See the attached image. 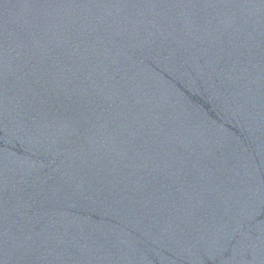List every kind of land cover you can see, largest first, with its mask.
Returning <instances> with one entry per match:
<instances>
[{
    "label": "water",
    "instance_id": "water-1",
    "mask_svg": "<svg viewBox=\"0 0 264 264\" xmlns=\"http://www.w3.org/2000/svg\"><path fill=\"white\" fill-rule=\"evenodd\" d=\"M0 264H264V0H0Z\"/></svg>",
    "mask_w": 264,
    "mask_h": 264
}]
</instances>
